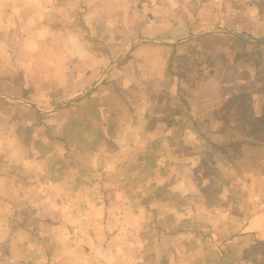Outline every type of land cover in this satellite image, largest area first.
Instances as JSON below:
<instances>
[{"label":"rangeland","instance_id":"1","mask_svg":"<svg viewBox=\"0 0 264 264\" xmlns=\"http://www.w3.org/2000/svg\"><path fill=\"white\" fill-rule=\"evenodd\" d=\"M122 1L129 22L91 18L82 1L50 10L41 0L37 24L32 7L20 3L14 17L0 0V91L43 109L63 104L93 86L131 39L162 38L157 16L186 3L141 0L148 8L137 6L143 19L133 22L137 1ZM215 44L172 48L173 76L171 56L157 54L164 47L138 43L88 96L37 119L0 100V133L35 146L29 153L48 168L37 177L45 189L24 185L23 199L0 202V264H264V137L253 134L264 126V84L250 89L253 98L228 100L240 84L194 81L200 59L233 58L232 47ZM22 79L36 86L28 96ZM6 171L19 182L31 176Z\"/></svg>","mask_w":264,"mask_h":264},{"label":"crops","instance_id":"2","mask_svg":"<svg viewBox=\"0 0 264 264\" xmlns=\"http://www.w3.org/2000/svg\"><path fill=\"white\" fill-rule=\"evenodd\" d=\"M47 1H49L48 3L52 6V7L50 6L49 8L50 10L52 8L56 10L57 5L61 2V0H47ZM76 1L77 2L82 1V5L86 4L88 6L91 18L93 17L114 18V17L123 16V17H128L127 22H129L131 17L130 14H127L126 8L123 7L122 4H119L123 2L122 0H76ZM136 1H137L136 9H135L136 16L134 17L133 22L136 21L137 19H141V21L143 19V14H141L140 11H138L139 8H137V6L140 7V9L143 8V6L146 10L148 8L146 7V5H143L141 0L140 1L136 0ZM182 1L186 3L181 2V5L179 3L177 7L173 10L174 15H167L163 17H161L160 15L157 16L156 18L157 22L158 23L159 21L161 22V25L165 31V33H162V38L153 37L149 35H143V36H148L163 40H178V39L186 38L193 34L210 30L212 28H227V29L248 33L250 35L257 37H264V5L262 4V0H182ZM7 3L8 5H6V2L4 3V5L5 7H7V10L10 13L13 11L14 17L16 14L19 15V12L22 10L20 3H23L24 5L26 4L28 5V7H32L31 11L29 10L30 8L28 9L29 14L32 13V18L29 19V22L32 19L33 22H36L38 24L37 7L38 5L41 4V0H24V1L7 0ZM182 9L184 10L183 12H181ZM44 15L45 17L54 16V15H50V13L47 12V9ZM44 15L42 14V16ZM238 16L240 17L243 16V18L248 19V21L250 22L242 24L238 21ZM28 17H30V15H28ZM3 18L4 16H1L0 14V22L1 20H3ZM122 22L126 23L125 21ZM183 25L185 26V31L183 33L178 32L177 29L179 27H182ZM246 27H249L250 29ZM255 30H259V32L257 33L255 32ZM51 38H52V34H51ZM133 39H131V41ZM205 39L210 43H214V44L216 43L215 45L218 48L226 49V46H230L232 47V49H234L235 54L233 58H229L227 60L219 56L218 55L219 53H216L213 56L211 54L210 55L211 59H204V60L200 59L199 60L200 64L197 68L198 73H196V78H194V81L195 80L197 82L202 81L204 84H219V85L240 84V87H238V90L236 92L225 94V96L228 99L236 96L241 98L247 96L252 97L251 94L252 91L250 89L256 86V84H264V44L249 42L238 36L226 32L217 31V32H211L204 36L191 38L177 45H157L160 47H164L163 49L166 50V54L164 55V57H161V52L159 50L157 54L160 55V61L164 62L167 58H169L173 54V51L175 50L176 47L178 48L179 45L185 43H191L197 40H205ZM174 46L175 48H173ZM18 69L19 70L16 71L21 74H23L24 72H29L34 70V68L30 70L20 69V68ZM21 74L18 78H21L23 76ZM22 80H23L22 84L20 85L16 84V85L22 88V91L25 94L24 96H28L31 92H33V89L36 86L30 83L25 84L24 79ZM3 93L16 96V94H13L11 92L3 91ZM16 105H18L20 108L27 110V108L24 107L23 105L22 106L20 104H16ZM40 115H41L40 113L35 111L36 119ZM188 133H190V135L195 134L193 130L188 131ZM6 137H9V134H6L5 132L0 133V202L2 203L8 201L16 202L17 200H19L18 198H22L21 193L22 191H24L23 190L24 185H28V187H30L31 189L32 186L35 187V185H37L38 182L43 186L42 189H45L46 188L45 185L48 184L43 182L41 179L37 181V177H40L42 174L47 172L48 168L45 164L38 163L36 154L29 153L30 151H32V147L35 148V146L29 147L25 144L24 141L21 140L17 142H13L12 144L10 143L9 139H6ZM37 137L38 135L34 136V138ZM40 137H43L45 140H47V138L48 139L51 138L49 136L46 137L45 135ZM5 145H8V148H4ZM44 148H46V150H44L45 156L51 154L53 155L55 150H48L46 146H44ZM6 170H15L16 173L17 172L20 173V171L22 170L24 172L28 170L29 171L28 173H30L31 178L27 176H23V178L21 179L24 182H19L17 181L18 179H16L19 177V175L15 174L14 172L11 173L10 171H6ZM33 177L34 179H32ZM25 188L27 187L25 186ZM44 194L47 193L40 192V196H43ZM133 198L134 197H129L127 194H121L120 196V199H124L126 201L130 199L133 200ZM0 217L2 218L3 215L0 214ZM0 222H1L0 224L1 225L0 230H1L3 229L4 221H0ZM0 244H3L2 240H0Z\"/></svg>","mask_w":264,"mask_h":264},{"label":"water","instance_id":"3","mask_svg":"<svg viewBox=\"0 0 264 264\" xmlns=\"http://www.w3.org/2000/svg\"><path fill=\"white\" fill-rule=\"evenodd\" d=\"M217 31H221V32H226L235 36H238L246 41L249 42H253V43H257V44H264V37H257V36H253L250 35L248 33H244V32H240V31H236V30H232V29H227V28H212L210 30L207 31H203L197 34H193L191 36H188L186 38H182V39H178V40H163V39H158V38H153V37H148V36H142V37H138L133 39L130 42L129 47L122 52L113 62L112 64L109 66V68L107 70H105V72L96 80V82L94 83L93 86H91L90 88H88L85 92L79 94L78 96L72 98L71 100L57 105L55 107L52 108H48V109H43L40 106H38V104H36L34 101L25 98V97H16V96H12L3 92H0V99L3 100H7V101H11L17 104H21L24 106H27L29 108L34 109L35 111H37L40 114L43 115H48V114H52V113H57L60 112L68 107H70L72 104L78 102L80 99L88 96L103 80L104 78L112 71L114 70V68L124 59L126 58L129 54L132 53V51L134 50L136 44L138 43H144V42H148V43H152L155 45H177L182 43L183 41L189 40L191 38H195V37H200V36H204L206 34H209L211 32H217Z\"/></svg>","mask_w":264,"mask_h":264},{"label":"trees","instance_id":"4","mask_svg":"<svg viewBox=\"0 0 264 264\" xmlns=\"http://www.w3.org/2000/svg\"><path fill=\"white\" fill-rule=\"evenodd\" d=\"M173 48H175V46H174ZM172 55H174V52H173ZM172 55H171V57H170V61H169L168 65H167V70L170 71L171 74L174 76V75H176V73L174 72L173 67H172ZM26 95H27V92H26ZM244 98H249V97H244ZM226 99H227V98H226ZM228 100H230V99H228ZM218 101H219V100H218ZM218 101H217V102H218ZM249 110H250L249 108L246 109V111H249ZM196 124H197V122H196ZM225 131H227V129H226ZM196 132L199 133L198 130H196ZM253 134H254V136H256L257 138L264 137V126H263L262 129L253 132Z\"/></svg>","mask_w":264,"mask_h":264}]
</instances>
